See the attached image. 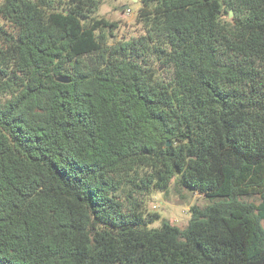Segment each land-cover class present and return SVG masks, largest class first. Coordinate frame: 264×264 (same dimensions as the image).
Listing matches in <instances>:
<instances>
[{"label":"trees","instance_id":"trees-1","mask_svg":"<svg viewBox=\"0 0 264 264\" xmlns=\"http://www.w3.org/2000/svg\"><path fill=\"white\" fill-rule=\"evenodd\" d=\"M140 2H0V264H264V0Z\"/></svg>","mask_w":264,"mask_h":264},{"label":"rangeland","instance_id":"rangeland-1","mask_svg":"<svg viewBox=\"0 0 264 264\" xmlns=\"http://www.w3.org/2000/svg\"><path fill=\"white\" fill-rule=\"evenodd\" d=\"M126 6L129 8L126 9ZM141 7L140 0L136 3L131 0H101L100 8L96 13L97 18L106 20L110 24H116L115 27L111 25L108 27L109 29H104L105 32L109 33V44L129 40L143 33L138 21V12ZM174 183L175 180L172 189L167 194L156 191L150 197L148 210L152 213H158L160 218L152 223L149 228H159L166 220L184 229L191 219V206L196 205L203 208L211 203L199 192L174 189ZM245 200L256 204L261 202L259 197L246 198Z\"/></svg>","mask_w":264,"mask_h":264},{"label":"water","instance_id":"water-1","mask_svg":"<svg viewBox=\"0 0 264 264\" xmlns=\"http://www.w3.org/2000/svg\"><path fill=\"white\" fill-rule=\"evenodd\" d=\"M132 2H137L138 0H131ZM129 7L128 6H126V9H128ZM233 11H231L230 12V18H232L233 17ZM57 81L58 82H60V83H64V84H68V83H70L71 82V80L68 78V77H66V76H58L57 77ZM171 145V143L170 142H168V146H170Z\"/></svg>","mask_w":264,"mask_h":264},{"label":"crops","instance_id":"crops-1","mask_svg":"<svg viewBox=\"0 0 264 264\" xmlns=\"http://www.w3.org/2000/svg\"><path fill=\"white\" fill-rule=\"evenodd\" d=\"M2 0H0V2H1Z\"/></svg>","mask_w":264,"mask_h":264}]
</instances>
